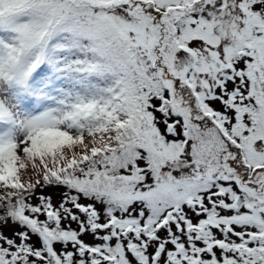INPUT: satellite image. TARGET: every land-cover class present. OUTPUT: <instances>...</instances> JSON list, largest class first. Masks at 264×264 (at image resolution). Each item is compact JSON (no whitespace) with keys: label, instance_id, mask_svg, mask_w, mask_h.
<instances>
[{"label":"snow or ice","instance_id":"6c2138e0","mask_svg":"<svg viewBox=\"0 0 264 264\" xmlns=\"http://www.w3.org/2000/svg\"><path fill=\"white\" fill-rule=\"evenodd\" d=\"M0 264H264V0H0Z\"/></svg>","mask_w":264,"mask_h":264}]
</instances>
